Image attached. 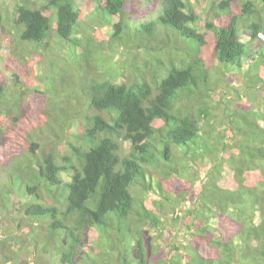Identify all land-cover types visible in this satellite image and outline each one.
I'll return each mask as SVG.
<instances>
[{"label": "trees", "instance_id": "1", "mask_svg": "<svg viewBox=\"0 0 264 264\" xmlns=\"http://www.w3.org/2000/svg\"><path fill=\"white\" fill-rule=\"evenodd\" d=\"M76 1L14 0L8 31L0 10L15 78L0 69V159L15 157L0 212L16 229L2 232L0 264H264V0L201 14L198 0ZM24 55L33 83L67 58L80 73L56 71L67 93L52 120L27 106V91H45L22 84ZM232 73L245 99L216 122L209 105Z\"/></svg>", "mask_w": 264, "mask_h": 264}, {"label": "rangeland", "instance_id": "2", "mask_svg": "<svg viewBox=\"0 0 264 264\" xmlns=\"http://www.w3.org/2000/svg\"><path fill=\"white\" fill-rule=\"evenodd\" d=\"M80 0H77L76 3H79ZM199 4L197 3L194 6V9L198 12V13H202L201 12V6L202 4L204 5V3H206L207 1H214V2H219L220 0H198ZM201 1V3H200ZM14 5V0H0V10H1V15H2V23L5 25V29L8 31V29L11 28V24L7 21L6 17L7 15L13 16V6ZM201 5V6H200ZM260 37L264 36L260 35ZM5 41L2 43V40H0V69L1 72L3 73V75H5V82L7 86H11L12 88L13 83L15 81V78L11 75V73L9 71H7L5 64H6V60H7V55H6V49L8 48V46H6V44H4ZM44 52V51H43ZM42 52V53H43ZM41 53V54H42ZM52 53H55L54 51H52L51 49H49V51H47V53L44 55V58L47 59L46 65H50V63L52 62V56H54ZM66 54V53H64ZM126 56V51H116L115 53H112L111 56L108 59V67H110L111 69H117L118 73H116L115 76L118 81L121 79V76L119 75L120 73V69L118 68V64L120 63V61L124 60L123 58ZM162 58H164V56H162ZM28 56L24 55V59L21 57H17V64L18 66H20L22 68V78L24 80L25 83H22L25 87H27V89L31 88L32 90H35L34 88H39L40 90H44L45 94H34V93H30L29 96V92L27 91V95L25 98V101L27 103V106L31 109H33V112L42 115L43 112L47 113L46 115H44V119L49 118L50 120H52L55 116H59V108L60 106L58 104H60L61 101V96L66 95V91H61L60 92V87L62 85L61 83V79H60V75L71 78L73 80H79V74L75 69L74 66H71L72 64V60L70 58H67V62H66V68L64 67L63 71L61 72V74L59 73V71H57L59 74H56V71H52L49 70L47 75H42L43 73H37L34 76H37L35 79V82H31V80H33V71L31 69L28 68ZM124 62V61H123ZM52 64V63H51ZM70 67H72L78 74V77L76 75L75 77V71L73 69H71ZM53 73H55L56 75L54 76ZM43 76V77H42ZM72 76V77H71ZM240 76L238 75V73H232L230 74V76L227 78L226 77V81L222 82V83H228V87H226L224 89V92H219L217 91L216 93H213V96L215 99H218L220 97H218V94H222V95H226L225 98L224 96H222L223 100L216 102L214 101L212 104L209 105L210 108H213V113L214 116H216V122H219L220 120H227V108L225 107V105H227L228 107L233 106L234 107V103L236 101H239L240 99H245L244 97H240L237 99V93L235 89H238V91H242L241 88V84H240ZM47 79V80H46ZM235 87V88H234ZM56 90H59L56 94ZM243 95H245V93L242 91L241 92ZM218 97V98H217ZM41 100H40V99ZM229 99V100H228ZM57 102V103H56ZM58 118V117H57ZM54 126V124H53ZM46 129V127H45ZM71 132L75 133L77 132V124L73 123V127L71 129ZM20 142H22V146L20 147L19 152H16V154L14 155H24V151L27 149L28 147V142H26L25 140L19 139ZM122 150H123V154L128 150V143L127 142H122ZM38 152H40V149L38 150ZM15 157H13V154L6 157V158H2L0 159V171L3 169V172H0V174L2 175V177L5 176V171L8 169L10 163H12L13 161H15L14 159ZM202 175V174H201ZM197 183V182H196ZM20 195V193H19ZM18 196V195H17ZM19 197V196H18ZM188 197V196H187ZM192 200L195 201L194 196H191ZM23 201L27 200V197L22 196L21 198ZM181 203V202H180ZM185 203L184 204H179V207L177 209V213L179 214V216H183L185 211ZM16 209L14 208L13 211H11L12 214H16ZM170 211V210H169ZM6 212H0V237L3 238L2 236V232L4 230H11V228H13L14 230L15 227L12 224V221L10 222L9 220H7L4 215ZM9 216V214H6ZM7 217V216H6ZM167 217L169 218V214H167ZM168 223V220H167ZM172 224V223H171ZM170 224V225H171ZM174 225V224H172ZM177 225H179V222L175 224L176 227H174L173 230L171 231H176V230H181V228H178ZM7 227V228H6ZM9 227V228H8ZM171 231H166L165 232V236H167L168 238L170 237H174L173 233ZM17 232V231H16ZM180 233V232H179ZM142 237H143V241H144V245L147 248V250H149V246H148V241H149V234L146 232V230H143L142 233ZM11 244V245H10ZM8 244V242L5 243L6 246H10V249L13 248V250H15L17 248V244L10 243ZM5 246H1L0 243V249H3L6 253L10 252L9 250H5L4 249ZM7 264H10L9 261L7 262Z\"/></svg>", "mask_w": 264, "mask_h": 264}]
</instances>
